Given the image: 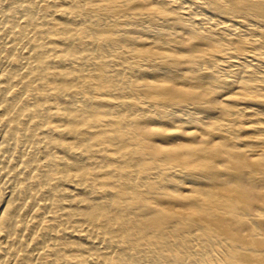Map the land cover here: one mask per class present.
<instances>
[{
	"label": "bare ground",
	"instance_id": "6f19581e",
	"mask_svg": "<svg viewBox=\"0 0 264 264\" xmlns=\"http://www.w3.org/2000/svg\"><path fill=\"white\" fill-rule=\"evenodd\" d=\"M0 264H264V0H0Z\"/></svg>",
	"mask_w": 264,
	"mask_h": 264
}]
</instances>
